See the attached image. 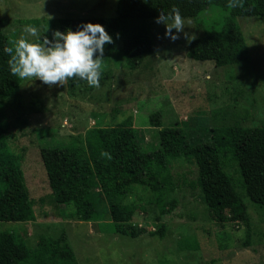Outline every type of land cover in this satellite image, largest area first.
I'll use <instances>...</instances> for the list:
<instances>
[{
  "label": "rangeland",
  "instance_id": "374dc122",
  "mask_svg": "<svg viewBox=\"0 0 264 264\" xmlns=\"http://www.w3.org/2000/svg\"><path fill=\"white\" fill-rule=\"evenodd\" d=\"M118 0H0V27L12 40L27 25L38 37L53 38L61 19L110 18L116 15ZM229 10L211 5L197 16L183 18L189 37L221 29ZM152 21L153 51L138 68L127 67L121 44L111 32L106 74L100 87L87 82L76 89L49 88L39 80H21L18 92L8 97L5 108L6 136L20 164L24 184L36 219L28 222H0L27 244L37 245L41 234L59 236L76 253L78 264H264V208L246 193L233 157L225 158V168L247 206L248 223H218L210 216L198 185L193 159H170L176 189L161 195L149 187L129 184L122 195L108 200L109 219H117L114 204L135 207L132 224L143 228L131 236L95 230L89 221L72 217L73 204L56 203L41 157V146L56 138L85 134L94 125H132L140 131V145L156 148L159 130L167 125L185 128L192 140H207L215 126H264V16H238L250 57L238 64L216 66L212 60H196L187 55L190 39L184 33L174 42L165 36V25ZM173 34L176 30L173 29ZM162 111L163 126H153L149 116ZM149 146V147H147ZM229 155V153H228ZM170 202L176 204L171 206ZM171 206L161 212L162 205ZM104 223V222H103ZM164 226V235L152 234ZM190 236L198 249H180L178 241Z\"/></svg>",
  "mask_w": 264,
  "mask_h": 264
},
{
  "label": "trees",
  "instance_id": "16d2710c",
  "mask_svg": "<svg viewBox=\"0 0 264 264\" xmlns=\"http://www.w3.org/2000/svg\"><path fill=\"white\" fill-rule=\"evenodd\" d=\"M228 0H118L116 15L110 18L61 19L57 30H80L86 23L103 25L121 44L124 63L138 68L147 53L153 51L152 21L160 10L173 6L183 18L195 17L211 5L229 10L219 30L206 31L188 42L187 55L196 60H212L224 67L241 63L250 51L238 22V16H264V0H244V8H228ZM119 34V38H117ZM12 40L0 27V222H28L36 219L33 204L24 184L20 164L7 140L5 108L9 96L20 89V82L10 73L4 47ZM110 44L105 45L102 74H106ZM98 55V54H97ZM86 81L69 79L76 89ZM153 126H163L162 111L150 114ZM207 140H192L185 128L175 124L159 130L157 147L146 150L140 145V131L132 125H94L85 134L54 137L41 146V157L56 203L73 204L75 220L90 221L94 229L137 236L144 229L132 224L133 205L114 204L117 219L111 220L108 200L122 195L129 184L149 187L158 195L174 191L176 184L170 159L186 157L197 165L198 185L204 194L210 216L218 223H248L246 204L227 172L225 158L233 157L242 176L247 195L264 208V126H215L208 129ZM149 147V146H147ZM106 153L107 155H102ZM229 153V155H228ZM171 206L175 202H170ZM171 206L162 205L161 212ZM104 222V223H103ZM152 234L164 235V226ZM65 231L57 237L41 234L37 245L30 246L24 236L0 229V264H78L76 253L67 243ZM180 249H198L190 236L178 241Z\"/></svg>",
  "mask_w": 264,
  "mask_h": 264
},
{
  "label": "clouds",
  "instance_id": "9594fccd",
  "mask_svg": "<svg viewBox=\"0 0 264 264\" xmlns=\"http://www.w3.org/2000/svg\"><path fill=\"white\" fill-rule=\"evenodd\" d=\"M244 6V0H228L227 4L230 9ZM155 22L165 25V36L173 42L180 38L179 33H184L185 39H191L184 32V19L176 6L167 13L160 10ZM78 27L80 30L77 31L56 30L52 39L43 36V39L39 37L41 42H35L27 37H38L37 28L25 26L23 33L27 35L10 40L3 49L10 57L7 60L10 73L19 80H39L49 88L63 87L69 79L84 80L91 87H100L105 45L114 43L113 38L99 23Z\"/></svg>",
  "mask_w": 264,
  "mask_h": 264
},
{
  "label": "crops",
  "instance_id": "0c3cea01",
  "mask_svg": "<svg viewBox=\"0 0 264 264\" xmlns=\"http://www.w3.org/2000/svg\"><path fill=\"white\" fill-rule=\"evenodd\" d=\"M77 222H81L80 220H76ZM90 222V221H89ZM90 223H92V222H90ZM96 230V229H95Z\"/></svg>",
  "mask_w": 264,
  "mask_h": 264
}]
</instances>
